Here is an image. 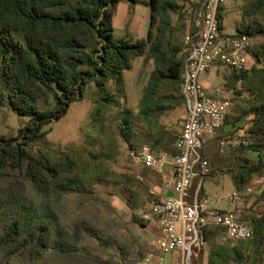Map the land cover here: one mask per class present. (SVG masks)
<instances>
[{
    "label": "trees",
    "instance_id": "trees-1",
    "mask_svg": "<svg viewBox=\"0 0 264 264\" xmlns=\"http://www.w3.org/2000/svg\"><path fill=\"white\" fill-rule=\"evenodd\" d=\"M122 1L126 0H0V105L7 103L28 118L16 136H0V264H138L143 259L124 217L94 187L114 174L106 166H92L89 159L53 149L46 130L84 98L90 84L96 87L97 113L120 106L126 99L125 73L133 69L136 58L146 57L154 69L139 111L122 112L118 129L129 147L139 151L141 146L135 148L128 136L137 133L140 122L152 150L176 153L170 146L176 133L160 117L185 107L186 53L174 39L178 32L194 36L199 3L144 1L149 8L148 32L144 39L134 40L114 37V16ZM239 1L242 21L233 36L261 41L249 49L255 64L229 68L233 74L225 87L235 94L238 118H252L243 144L232 149L225 162L218 156L212 162L215 171L231 175L245 194L264 175V0ZM219 21L223 30L221 13ZM244 95L247 98L241 100ZM204 150L205 146L202 155L208 161ZM247 152L258 159L243 156ZM215 171L212 168L209 176ZM129 179L140 183L136 176ZM198 183L194 181L192 194ZM246 219L252 221L253 232L243 241L221 238L224 230L219 226L203 227L205 247L195 250L192 264L205 248L207 264H264V211ZM131 221L141 223V217L133 213Z\"/></svg>",
    "mask_w": 264,
    "mask_h": 264
},
{
    "label": "rangeland",
    "instance_id": "rangeland-1",
    "mask_svg": "<svg viewBox=\"0 0 264 264\" xmlns=\"http://www.w3.org/2000/svg\"><path fill=\"white\" fill-rule=\"evenodd\" d=\"M136 2L122 1L119 3L113 21L115 39H144L149 28V8L143 2L147 0H135ZM190 3H197V0H189ZM242 1L231 0L228 7L222 9L228 11L224 19L225 35H235L237 32V23L242 17L239 7ZM193 36L185 32H178L174 41L180 43L184 48L187 42L191 41ZM260 39H252V45L259 43ZM255 60L249 58L246 68H251ZM218 74L214 78L210 88H206L209 93L221 89L226 82L227 77H231L233 71L229 67L220 65ZM142 75L136 77L138 68L133 73H127V82L129 91L126 93V99L121 100V105L105 110L104 114L96 112L94 100L96 98V87L90 84L84 93V98L73 102L65 117L60 121L46 127L48 140L53 149H59L69 154H75L85 159H89L92 166H106L108 171L114 175L108 177V181L94 185L102 198L109 201L121 214V216H130L134 211L138 216L146 213L148 210V201L153 196L151 194L152 182L155 179L156 172L151 169H145L146 166L137 165L133 161L132 150L126 138L120 134L118 126L121 125L126 109L132 110L137 114L140 107L139 96L142 92L141 86L146 81L148 74V64L141 66ZM247 97H240L241 100ZM239 109L236 101H232L229 108V121L234 122L233 131L221 128L216 135L205 145V155L212 168L217 170L216 164L212 162V157L218 156L227 158L230 151L243 144L245 132L249 126L251 116L238 118ZM184 107L168 112L162 115L160 121L172 132L178 133L182 127ZM28 118L15 113L9 104L0 105V136H16L18 131L26 126ZM138 136H128L133 142L135 148L150 145L151 140L144 131V125L140 122L135 125ZM224 141L225 145L221 142ZM37 152V148H36ZM243 156L252 161L257 158V154L247 152ZM264 156V154H263ZM258 159V158H257ZM225 162V161H224ZM130 176H138L141 183H133ZM140 176V177H139ZM148 180V181H147ZM147 181V182H146ZM118 182V183H114ZM121 183V184H120ZM123 183V184H122ZM151 183V184H150ZM144 184V185H143ZM146 184V185H145ZM252 192L243 196L242 202H231L227 195L238 191L232 176L224 175L221 171H215L203 181L204 197L217 203L227 211L234 212L236 208L240 217L248 218L251 214H261L264 211V175L257 177L250 185ZM132 206V210L129 206ZM237 216L238 214L235 213Z\"/></svg>",
    "mask_w": 264,
    "mask_h": 264
},
{
    "label": "built area",
    "instance_id": "built-area-1",
    "mask_svg": "<svg viewBox=\"0 0 264 264\" xmlns=\"http://www.w3.org/2000/svg\"><path fill=\"white\" fill-rule=\"evenodd\" d=\"M199 9L194 21L196 32L187 42L184 64L183 95L186 116L181 132L175 141L174 155L157 154L144 146L134 151V158L142 165L163 172L173 171L174 195L160 201H152L143 221L155 217L161 227L162 237L158 247L164 254L179 252V264H192L195 250L203 249L205 242L201 230L205 226L223 228V238L243 241L251 238L252 221L232 212L218 209L214 202L200 193L204 179L212 166L203 157L202 149L223 127L231 104L230 98L220 92L209 93L201 84L200 77L213 66L224 65L230 69L246 68L252 55L249 51L252 38L246 35H225L219 21L220 9L228 0H197ZM225 145V142H221ZM198 187L192 194L194 181ZM252 192L248 189L247 193ZM239 191L227 195L231 202H239L243 196ZM177 227L180 229L178 230ZM150 253L144 264H151Z\"/></svg>",
    "mask_w": 264,
    "mask_h": 264
},
{
    "label": "crops",
    "instance_id": "crops-1",
    "mask_svg": "<svg viewBox=\"0 0 264 264\" xmlns=\"http://www.w3.org/2000/svg\"><path fill=\"white\" fill-rule=\"evenodd\" d=\"M229 1H231V0H228V2ZM228 2L221 7V9H220V13L221 14L224 11L222 9H225L226 7H228ZM179 3L181 5L184 4L183 1H180ZM224 14L226 16L228 14V11H224ZM225 16L223 17V32H224V19H225ZM241 21H242V19H241ZM241 21H239L237 23L236 28L238 27V25L240 24ZM145 63L148 64V74H147L146 81H144L143 84H142V86H141L142 92H141L140 96L138 97L139 100H141V98H142L143 89H144V87L146 86V84L148 82V78L150 76V73L154 69V63H153V61L147 59L146 57L136 58L133 61V69L131 71H128V72L125 73V80H126V86H127L126 93H127V91H129V83L127 82V78L128 77H126L127 73H133V71H135V69L138 68V73H137L136 77H141L140 76V74L142 75L141 66H143V64H145ZM218 67H221V66L220 65L213 66L210 70H208L205 74H203L200 77V82H201V84L205 88H210L212 82L214 81V78L218 74ZM214 92H220L224 96L229 97L230 98V101H231L230 106L232 105V101H233V98H234L235 94H234V92L232 90H229V89H227L225 87V83H224V85L222 86L221 89H216V90H214ZM185 116H186V108L184 107V115L182 117L183 118V122H184ZM228 118H229V115L227 114L226 119L228 120ZM224 123H225L224 124L225 129H229L230 131H233L234 130V128H235L234 122H230L228 120V121H226ZM164 125H166L165 122H164ZM182 127H183V123H182ZM182 127L179 129V132L176 133V136H178V134L181 132ZM144 146H147L154 153L170 155V152L164 151V152L158 153L156 150H152L151 149V144L150 145H144ZM170 146L171 147H175V144L173 143ZM170 146H167V148L170 147ZM132 155H133V152H132ZM257 158H258V155H257ZM257 158H255L254 160L256 161ZM133 161L137 165L144 166L141 163H139L134 158V156H133ZM145 169H151V170H154L156 172L155 179L153 180L152 184L150 183L151 186H152L151 194L153 196L149 199V201L147 203L148 210L146 212H148L149 209H150V203L152 201L164 200V199H166V198L171 197V196L174 195V192H173L174 178H173V171H172V169L170 167L166 168L163 172H159V171H157L155 169L148 168V167H146ZM224 175H229V174H224ZM136 177L138 178V176H136ZM242 201H243V199L241 201H239V202H242ZM129 206H130V208L132 210H134V208H132L131 205H129ZM215 206L218 209L222 210V211L230 212V211H227L226 209L220 207L217 203L215 204ZM240 209H241L240 207L239 208H236L235 211L232 212V213H237L238 216L240 217V214H239ZM133 213H135V212L133 211L132 214H131V216L133 215ZM139 217H141V223H136V222L131 221V217L128 216V215L127 216H124L125 222L128 223L131 231L137 237V239H138V241H139V243H140V245L142 247V250L144 252L143 259L138 264H144V259L150 253H153L154 254V257L152 259L151 264H179V262L181 260V254L179 252H171V253L164 254V253H162L160 251V249L158 247V241L162 237V234H161V227H160L157 219L155 217H153L149 221H143L142 216H139ZM177 229L179 230L180 228L177 227ZM221 238H223V236ZM207 263H208V249L205 248L204 249V253H203L201 259L200 260L197 259L196 264H207Z\"/></svg>",
    "mask_w": 264,
    "mask_h": 264
}]
</instances>
